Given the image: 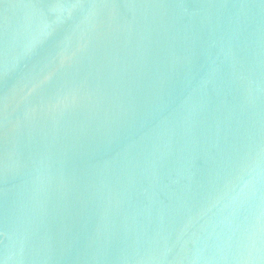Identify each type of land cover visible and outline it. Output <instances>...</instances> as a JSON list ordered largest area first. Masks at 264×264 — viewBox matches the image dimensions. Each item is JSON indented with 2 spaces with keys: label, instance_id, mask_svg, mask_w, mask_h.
<instances>
[{
  "label": "water",
  "instance_id": "water-1",
  "mask_svg": "<svg viewBox=\"0 0 264 264\" xmlns=\"http://www.w3.org/2000/svg\"><path fill=\"white\" fill-rule=\"evenodd\" d=\"M0 264H264V0H0Z\"/></svg>",
  "mask_w": 264,
  "mask_h": 264
}]
</instances>
